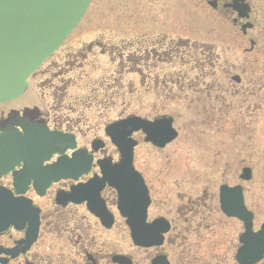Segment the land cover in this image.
<instances>
[{
  "label": "flooded vegetation",
  "instance_id": "flooded-vegetation-1",
  "mask_svg": "<svg viewBox=\"0 0 264 264\" xmlns=\"http://www.w3.org/2000/svg\"><path fill=\"white\" fill-rule=\"evenodd\" d=\"M184 1L191 3L199 18L195 33H200L206 19L223 35L235 34L237 42H249L243 49L246 58L258 51L259 41L252 34L264 17V10L257 9L264 0ZM168 22L139 13L133 30L108 31L88 45H67L71 36L31 78L38 87V100L46 104L40 101L32 110H0V131L15 129L24 136L29 126H41L62 139L74 137L77 150L92 156L88 173L77 181L55 182L44 196L28 183L27 158L20 156L14 168L10 161L8 169H0V189L18 199H32L40 210L39 235L32 242L23 222L0 229V264H240L246 223L224 211L222 188H242L246 209L254 214L255 230L259 215L247 188L254 179L250 166L254 153L246 141L238 149L236 120L231 116L235 106L229 103V95H246L242 106L252 107L250 100L261 97L264 90V68L249 57L243 67L221 64L214 42L200 44L188 37L186 18L177 26L180 35L174 37ZM214 31L207 34L217 38ZM221 76L229 83H220ZM126 98L134 110L117 120L135 116L153 123L170 121L177 135L164 147L148 141L142 130L133 135V165L151 198L146 224L156 239L149 246L131 239L127 220L119 211V192L109 183L94 199L67 202L59 198L73 187L94 180L100 183L102 165L124 162L106 135L109 122L100 114L108 111L111 101L121 100L124 105ZM179 108L187 117L185 122L173 113ZM96 115L98 120L93 122ZM189 147L199 151L198 157H187ZM77 150H67L65 155L73 158ZM59 157L46 160L45 166ZM191 162L201 169L190 171ZM101 209L108 214L104 220L97 215ZM245 256L251 259V251L246 250ZM263 262L264 257L257 264Z\"/></svg>",
  "mask_w": 264,
  "mask_h": 264
},
{
  "label": "water",
  "instance_id": "water-1",
  "mask_svg": "<svg viewBox=\"0 0 264 264\" xmlns=\"http://www.w3.org/2000/svg\"><path fill=\"white\" fill-rule=\"evenodd\" d=\"M92 1L0 0V103L17 98L26 91L27 78L62 45L79 25ZM139 130H144L149 135V140L161 147L176 138L171 122L152 124L131 118L116 124L109 134L123 153L125 161L122 167L125 172L121 174L116 169L106 167L104 182H110L120 190L123 201L121 210L129 219L134 240H140V242L143 240L146 246H149L152 244L149 235L151 230L143 226L149 199L143 181L134 172L135 145L130 139L133 133ZM41 140L42 138L36 133L31 134L29 138V142L35 145ZM29 151L41 157L46 153L47 148L35 146L30 147ZM33 173L38 178L50 177L46 183L51 179H57L58 174L57 167L38 169ZM247 178H250V173L247 174ZM238 191V189L224 188L222 204L227 214L246 221L248 234L242 241L251 249L252 259L249 260L252 261L246 263L243 256L241 263L256 264L264 257V225L259 233L253 232V215L245 210L244 199ZM28 213L29 221L34 227L37 213L31 203L28 204Z\"/></svg>",
  "mask_w": 264,
  "mask_h": 264
},
{
  "label": "rangeland",
  "instance_id": "rangeland-1",
  "mask_svg": "<svg viewBox=\"0 0 264 264\" xmlns=\"http://www.w3.org/2000/svg\"><path fill=\"white\" fill-rule=\"evenodd\" d=\"M258 5V6H257ZM257 9L264 10V3L257 4ZM152 14L156 15L159 23H162L165 19L168 20L171 25L172 35H180L177 26L182 24L183 19L188 21L187 33L188 37L193 41H198L200 44L215 43L218 47V55L220 56V63H227L231 66H244L249 56L244 55V46L249 47V42L246 43L243 39L235 38L234 35H223V33L217 28V26L211 21H203V27L199 29L200 33L194 32L195 23L197 22V13L191 6V3H187L184 0H93L87 15L83 19V22L79 29L72 35L67 45H88L91 41L102 39L104 34L107 35L108 31L118 32L119 30H133L135 25L133 24L137 14ZM122 19L126 21L121 22ZM182 21V22H181ZM208 24L207 26H205ZM258 30L252 34V38L259 41L258 51L249 57L253 61L259 62V68H264V17L258 22ZM160 26L157 27L159 30ZM213 29L214 36L217 38H211L207 33H210ZM243 45V46H242ZM242 46V47H240ZM226 64V65H227ZM111 77V76H110ZM229 83V79L225 76L220 77V83ZM261 85V84H260ZM36 82L30 79V86L26 93L22 94L15 102H12L4 107L1 104L0 110L9 112L11 109L23 111L24 109H35L38 104H46L42 99L40 101L37 97L39 95ZM264 89V86H263ZM246 95H229L230 104L233 103L235 107L232 108L231 116L236 120L235 124V139L238 143V149L244 147V141L247 142V147H250L254 153V159L250 166L254 171V179L247 184L249 189L248 197L251 201L253 210L259 215V225L264 221V90L261 97L253 98L250 100L252 107L248 104L242 106L243 99ZM117 101V100H116ZM115 101V102H116ZM17 102V104H16ZM109 103L108 113L100 114L101 117L113 122L118 119V116L122 113H132L133 103L126 98V101L121 100ZM185 109V108H183ZM173 113L177 116V120L185 122L187 117H183L185 113L182 109H174ZM103 115V116H102ZM97 115L92 117V121H97ZM105 125V124H104ZM90 137H92L90 135ZM88 138L85 142L89 141ZM146 156L151 155V151L145 153ZM199 151L197 149L190 148L186 150L188 158L198 157ZM191 170H199L201 166L195 162L189 164ZM206 171V170H205ZM203 171V172H205ZM207 173V172H206ZM264 264V262H263Z\"/></svg>",
  "mask_w": 264,
  "mask_h": 264
}]
</instances>
